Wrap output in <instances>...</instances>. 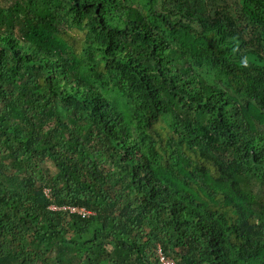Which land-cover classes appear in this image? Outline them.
<instances>
[{"label": "trees", "instance_id": "obj_1", "mask_svg": "<svg viewBox=\"0 0 264 264\" xmlns=\"http://www.w3.org/2000/svg\"><path fill=\"white\" fill-rule=\"evenodd\" d=\"M263 188L264 0H0V264H264Z\"/></svg>", "mask_w": 264, "mask_h": 264}, {"label": "built area", "instance_id": "obj_2", "mask_svg": "<svg viewBox=\"0 0 264 264\" xmlns=\"http://www.w3.org/2000/svg\"><path fill=\"white\" fill-rule=\"evenodd\" d=\"M44 192L47 193V190H44ZM49 207L51 209H62V210L68 211L69 213H77L81 215H86L89 213L84 207H78V206L64 205L61 207H57L55 205H50ZM155 253L157 254L158 261L160 264H176V262L172 258L162 253L160 246H157Z\"/></svg>", "mask_w": 264, "mask_h": 264}, {"label": "rangeland", "instance_id": "obj_3", "mask_svg": "<svg viewBox=\"0 0 264 264\" xmlns=\"http://www.w3.org/2000/svg\"><path fill=\"white\" fill-rule=\"evenodd\" d=\"M263 190H264V188H263Z\"/></svg>", "mask_w": 264, "mask_h": 264}]
</instances>
